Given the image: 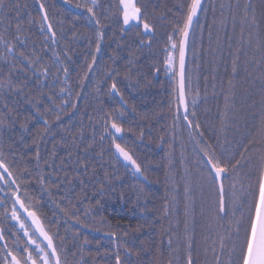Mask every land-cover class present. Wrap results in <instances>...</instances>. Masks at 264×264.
I'll return each instance as SVG.
<instances>
[{"label":"trees","instance_id":"1","mask_svg":"<svg viewBox=\"0 0 264 264\" xmlns=\"http://www.w3.org/2000/svg\"><path fill=\"white\" fill-rule=\"evenodd\" d=\"M86 2L89 0H70L69 3L63 0H4L8 7L0 10V36L13 43L16 37L26 41L24 51L28 52L35 44L40 50L37 54L44 56L42 64L52 66L49 85L42 90L51 95L67 88L79 106V112L72 121L65 120L63 126L53 129V132L59 130L63 133L65 139L62 141L60 136H56L53 140L50 136L39 135L44 130L42 122L26 119L29 117V112L25 110L27 101L16 96L11 99L0 97L8 103L9 109H15L13 116L19 112L16 128L19 129L21 124L27 128L23 133L17 130L4 134L2 146L5 155L9 160L16 156L18 164L28 167L33 182H36L38 171L45 177H51L45 181L51 197H45L48 206L44 209L51 216L56 202L63 199L68 190L67 187L57 190L56 184L60 181L56 177L62 179L71 166L72 162L67 160L69 151L73 159L77 146L83 151L84 146L79 139L83 132L85 143L91 146L89 167L87 173L80 175L84 183L76 181L70 199L81 209L89 210V214L85 219L84 212L79 213L82 221L79 228L74 226V220L67 227L70 235L79 231L78 245L87 241L88 246L82 250L79 247L71 249L66 256L68 264H83V261L88 264H114V259L110 262L102 257L113 256L117 246L123 255V246L133 239V233L140 251V256L136 258L139 264H188L189 256L193 264H235L237 252L233 249H239L244 235L242 226L239 236L236 235V222L242 218V212L238 210L244 196L241 186L247 188L250 182L255 183L256 176L247 178L241 173L235 182L234 199L233 192L228 190L231 210L224 219L215 218L216 194L206 184L195 188L186 214L183 186L188 181L193 185L199 182L197 157L190 137L192 130L182 119L174 120L177 104L173 89L177 88V78L173 79L172 73L166 70V57L172 52L173 42L168 40V36L175 27V5L180 0H151L150 7L155 6L156 17L164 16L156 20L154 36L138 34L136 29H125L116 7L117 0H97V18L103 30L99 53L96 52L97 29L87 23L85 9L76 7ZM254 2L258 3V0ZM39 3L49 8V19L58 41L55 44H44L48 34H41L39 30ZM245 3L246 0H203L204 11L199 13L195 25L196 37L194 42L191 39L189 42L186 69L192 81V95L199 94L196 121L200 123L205 138H212L214 131L219 133V114L224 110V96L230 94V80L235 85L237 101L230 114L232 120L238 119L241 124L247 120L253 129L260 123L259 114L264 107L261 103L264 100V89L261 88L264 83V20L260 19L258 10L257 26L251 28V14L245 17ZM17 25L20 31H17ZM70 27L73 31L67 32ZM241 27L244 28L243 41ZM61 28L67 38H62ZM174 40L178 42V37ZM141 42H150L151 48L140 47ZM69 48L71 51H67ZM16 51L19 53L21 49L17 47ZM93 55L97 56V63L93 65L89 79L84 81V99L77 101L76 93L81 91L78 77L84 76ZM175 55L178 57V52ZM0 57L12 59L2 41ZM66 57H71L72 62L69 63ZM131 58H134L132 68L135 71L129 79L128 61ZM56 60L60 63L56 64ZM233 60L237 61L238 74L235 77L232 75ZM64 67L68 68L67 79L61 71L58 82L53 86L56 69ZM112 69L118 71L112 72ZM113 80L119 89L117 95L111 93ZM19 83L17 81L15 86L18 87ZM33 87L29 84V88ZM31 98L38 99L39 93L34 92ZM53 99L57 104L61 102L55 97ZM117 111L124 113V118L118 122L125 129L132 130L117 142L123 145L127 141L125 146L148 163L146 181L137 179L114 157L112 139L104 131L103 117L106 113L115 115ZM2 115L5 113L0 112ZM45 118L51 121L54 116ZM189 119L192 117L189 116ZM4 123L7 125L10 122L6 120ZM65 127L68 128L67 133H64ZM141 131L144 133L142 143L139 140ZM73 137H76L74 142ZM9 146L13 149L11 153L7 151ZM37 152L41 157L38 170ZM258 152H264V147L253 149L254 154ZM27 160L31 163L25 164ZM45 163L49 167L45 168ZM105 173L109 174L107 180ZM75 175L74 171L68 172L70 179ZM227 186L228 181H225L226 189ZM67 206V203L60 204L61 208ZM246 213L245 205V219ZM57 218H61L59 212ZM64 228L62 224V234ZM112 233L116 235L112 236ZM221 239L224 241L223 248ZM8 242L11 244L10 239ZM71 243L69 239L68 245Z\"/></svg>","mask_w":264,"mask_h":264},{"label":"snow or ice","instance_id":"2","mask_svg":"<svg viewBox=\"0 0 264 264\" xmlns=\"http://www.w3.org/2000/svg\"><path fill=\"white\" fill-rule=\"evenodd\" d=\"M64 3H69L70 0H63ZM151 0H117L116 7L122 17V23L126 29H136L138 34L155 35V24L157 19H163L164 16L156 17L155 6L150 7ZM7 4L4 0H0V10L6 9ZM39 11L42 13L40 18V32L47 33L45 45L57 43L56 31L53 23L49 19V8L44 3H39ZM54 7V6H53ZM77 8H84L88 14L87 23L90 27L97 29L96 52L101 50V41L103 39V30L100 20L97 18L96 8L98 7L97 0H89L84 4H77ZM223 7V6H222ZM237 7L239 5L237 4ZM176 17L175 27L172 29L171 35L168 36L171 43L172 52L166 57V70L172 73L173 79L178 73V88L173 91L176 94V116L174 120L182 119L187 126L192 130L190 137L193 143V150L196 154V168L199 173V182L193 185L188 181L183 186V191L186 197L185 211L187 214L188 204L191 203L193 193L196 187L202 188L207 185L209 189L214 190L216 201L214 205L215 218L224 219L229 215L230 206L228 199V190L235 194V182L240 178L241 173L247 178L256 176L255 183H249L247 188L241 186L244 193L241 202L240 210L242 218L238 220L236 235L239 236V230L242 226L244 229L243 239L240 242L239 249H233L237 252L235 264H264V152L253 153V149L264 147V107L261 108L259 114V125L253 129L247 120L242 124L237 120H232L231 113L234 111L236 101L235 85L230 80L229 93L224 96V110L219 114L220 130L219 133L214 131L212 138H205L204 132L200 130L201 125L196 121V109L198 108V93L192 95L191 78L187 75L186 69V53L189 48L190 39L194 42L196 37L195 25L199 20V13L204 11L203 0H180L175 5ZM259 10L260 19L264 20V0H246L245 17L251 14L250 27L257 26V11ZM18 12L19 9L17 8ZM47 22V23H46ZM61 24L63 21L60 22ZM75 24H73V27ZM17 31H20V26L17 25ZM70 27L67 32H72ZM244 28L241 27V41H243ZM62 38H67L65 30L61 28ZM178 37V42L174 40ZM15 43L4 39L0 36V41L3 42L5 51L12 57L9 60L7 57H0V97L11 99L12 96L21 97L28 102L26 111L29 112V117L37 123L44 124V130L39 133L41 136H50L55 140L56 136H60L61 140L65 139L63 133L59 130L53 132V129H59L64 125L65 120L72 121L79 112L78 104L72 99V92L67 88H61L59 93L53 92L51 95L45 93L42 89L49 85V75L52 73V66H44L42 64L44 56L38 55L40 51L33 44L31 52L24 51L27 48L26 41L14 38ZM75 39V34H73ZM231 39V37H229ZM251 36H249V40ZM21 51L17 53L16 48ZM140 47L151 48V43L144 44L141 42ZM71 51V49H67ZM178 52V57L175 53ZM46 54V52H45ZM71 63V57H66ZM178 61V64H177ZM56 64L60 61L56 60ZM97 63V56H92V63L87 65V71L83 77H78L80 84L78 87L81 91L76 93V100L84 99L83 92L85 90L84 81L89 79V75L93 70V65ZM134 58L128 61L127 76L131 79L135 69L132 68ZM39 66V67H38ZM6 70V71H5ZM63 71L65 79L68 77V68H57L56 74L52 80L53 86L58 82V73ZM112 72L118 71L112 69ZM31 73V76H29ZM238 74L237 61L232 62V75L235 77ZM19 81V86H15ZM29 84L34 85L29 88ZM264 89V83L261 84ZM27 89V91H26ZM254 90V89H253ZM34 92L39 93V98L33 97ZM119 92L116 81L111 84V93ZM60 99L57 104L53 99ZM121 100L123 97L121 96ZM264 105V100H262ZM127 106V102L124 101ZM24 107V105H21ZM181 107L183 111L181 112ZM15 109H9L6 101L0 100V112L5 115L0 116V264H68L66 256L73 248L79 247L81 250L88 246L86 241L83 245H78L79 231L69 234L67 225L71 221H75V227L79 228L82 223L79 213L84 212L85 219L89 214V210L81 209L77 204H73L70 197L75 191L76 181L84 183L80 180L82 173L88 171V157L91 146L85 143L83 132L80 134V142L84 146L83 151L77 146L75 159L69 151L67 160L71 161V166L65 172L61 179L56 177L59 183L56 184L57 190L62 187H67V192L64 198L56 202V209L49 216L44 212L48 206V201L45 197H51V191L46 188L45 181L51 177H45L39 171L33 182L32 172L28 167L18 164L17 157L13 155L9 160L5 155V150L2 146V140L5 133H15L19 130L21 133L27 131L24 124L17 129L16 125L19 122V112L13 116ZM135 111V109H133ZM86 114V113H85ZM54 116L53 120L45 117ZM189 116L192 119H189ZM124 118V113L117 111L115 115L106 113L103 117L105 124L104 131L111 136L114 147V157L117 163H122L126 169H131L133 176L143 177L147 180L145 173L148 170V163L141 160L133 149L126 147L125 144L117 142L123 140L126 132L131 133V129H125L119 120ZM10 123L5 125V121ZM110 120V123H109ZM68 132V128H64V133ZM229 133L232 135L229 136ZM143 131L140 133L139 140L143 142ZM11 139V135L9 136ZM76 137H73V142ZM95 139V136H93ZM103 139V137H102ZM21 143L23 136L20 137ZM135 142V141H133ZM35 143V142H34ZM9 153L13 151L9 146ZM31 151V149H28ZM41 157L37 152L36 162L37 170ZM83 159V163L81 162ZM30 164L31 160L24 162ZM64 163L62 162V167ZM49 167L45 163V168ZM248 169L247 172H244ZM74 171L75 177L69 178L68 172ZM115 176V172L112 173ZM109 174L105 173L106 180ZM225 181H228L227 189ZM111 187V183L108 185ZM67 203V207L61 208L60 204ZM77 203H80L79 201ZM98 203V202H97ZM247 206L246 219L243 216L244 206ZM167 207V202H166ZM57 212L60 214V219L57 218ZM167 214V210H166ZM235 216V212L232 213ZM65 225L64 233H61V225ZM112 233V236H115ZM128 235L127 232L124 233ZM9 239L11 244H9ZM71 239V245L68 241ZM135 233L133 239L129 240L123 246V255L119 251V246L113 256L105 255L102 257L108 261L114 259V264H139L138 258L140 251L137 250L135 244ZM223 239H221V248H223ZM191 247V245H189ZM215 251V249H213ZM135 257V258H134ZM219 257L217 256V260ZM83 264H88L83 261ZM188 264H193L191 257L188 258Z\"/></svg>","mask_w":264,"mask_h":264},{"label":"water","instance_id":"3","mask_svg":"<svg viewBox=\"0 0 264 264\" xmlns=\"http://www.w3.org/2000/svg\"><path fill=\"white\" fill-rule=\"evenodd\" d=\"M38 6H39V4H38ZM39 8V7H38ZM41 13V12H40ZM41 15H42V13H41ZM47 23V22H46ZM126 27V26H125ZM144 36H146V34H143ZM177 64H178V61H177ZM177 88H178V73H177ZM115 95H117V93L115 94ZM181 111H183V109H182V107H181ZM113 153H114V147H113ZM122 164V163H121ZM129 171L131 172V169H129ZM132 174V173H131ZM137 178V177H136ZM137 179H139V180H143V181H145L144 180V178L143 177H140V178H137Z\"/></svg>","mask_w":264,"mask_h":264},{"label":"flooded vegetation","instance_id":"4","mask_svg":"<svg viewBox=\"0 0 264 264\" xmlns=\"http://www.w3.org/2000/svg\"><path fill=\"white\" fill-rule=\"evenodd\" d=\"M121 20H122V17H121Z\"/></svg>","mask_w":264,"mask_h":264}]
</instances>
